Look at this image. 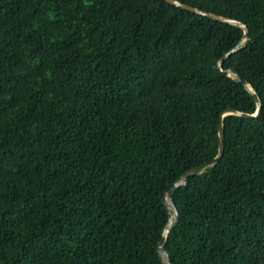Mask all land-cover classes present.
Listing matches in <instances>:
<instances>
[{
  "label": "trees",
  "instance_id": "16d2710c",
  "mask_svg": "<svg viewBox=\"0 0 264 264\" xmlns=\"http://www.w3.org/2000/svg\"><path fill=\"white\" fill-rule=\"evenodd\" d=\"M0 0V264H264V0ZM240 44V45H239Z\"/></svg>",
  "mask_w": 264,
  "mask_h": 264
},
{
  "label": "water",
  "instance_id": "95a60500",
  "mask_svg": "<svg viewBox=\"0 0 264 264\" xmlns=\"http://www.w3.org/2000/svg\"><path fill=\"white\" fill-rule=\"evenodd\" d=\"M164 1L169 3V4H172L174 6H177V7H180L182 9L188 10L190 12L197 13V14H199L201 16L208 17V18L213 19V20L221 21V22H224V23H227V24L234 25V26L242 28L243 31H244V35H243V38H242L240 44L247 37L248 30H247L246 25L244 23L236 20V19L225 17V16H222V15H219V14H215V13H212V12L204 11V10H201V9H199L197 7H193V6L189 5V4L182 3V2H180L178 0H164ZM237 49H238V46H236L231 51H229V52L225 53L224 55H222L219 58V60L217 61V68L219 69L221 74L226 75V76H235L243 84V86L250 92L251 96L253 97V99L257 103V109H256L254 114H248V113H245V112H242V111H238V110H235V109H231V108L226 109L225 111H223L221 113V115H220L219 126H218V131H217V134H218V152H217V155L212 160H210L208 162H205V163H203L201 165H198L196 167H193V168L189 169L188 171H186L165 193L163 201L166 204V208L168 210L169 217H168V222H167V224H166V226H165V228H164V230L162 232L161 240L158 243L159 256H160V259L163 261L164 264H170L168 255H167V253H166V251H165V249L163 247V244H164V241H165V238H166V234H167L169 228L171 227V225L176 223V221L178 219V212H177V209H176V207H175V205L173 203V199H172L173 192L179 186L184 185L187 182L189 177L194 176V175H200V174L204 173L207 167L212 166L213 164H215L220 159V157L222 156L223 147H224V145H223L224 134H223V123H222V119H223L224 116L232 114V115H238V116L250 118V117L257 116L259 114V112H260V108H261L260 101H259L258 97L255 95V93L252 90V88L249 87L247 81L244 80L241 77V75L235 69L222 70L220 68L222 61L225 58H227L231 53L235 52Z\"/></svg>",
  "mask_w": 264,
  "mask_h": 264
}]
</instances>
